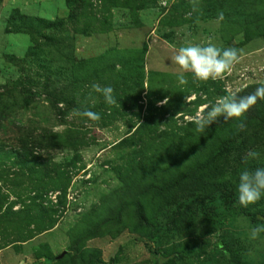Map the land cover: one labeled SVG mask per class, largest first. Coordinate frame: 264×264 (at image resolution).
I'll return each instance as SVG.
<instances>
[{
  "label": "rangeland",
  "instance_id": "1",
  "mask_svg": "<svg viewBox=\"0 0 264 264\" xmlns=\"http://www.w3.org/2000/svg\"><path fill=\"white\" fill-rule=\"evenodd\" d=\"M129 1L0 0V84L19 76L17 66L8 62L9 57L21 59L35 45V34L30 32L32 27L23 15L46 20L77 18L76 24L75 20H67L65 32L59 36L68 33L73 36L77 59L94 57L109 47L120 50L145 47L140 122L149 104V72L171 74L180 80V70L172 57L181 46L190 43L206 46L210 42L221 50L228 47L242 50L239 62L222 79L204 83L209 91L213 92L212 82H217L227 94L264 84V33L242 45L239 28L228 27L231 33L228 39L235 41L228 45L221 34L220 12L205 10L201 1L195 12L193 3L186 1L142 0L151 5L133 13ZM261 1L264 2L256 3ZM175 2L178 4L174 6ZM263 8L261 5L256 10ZM206 14L211 17H204ZM107 16L111 30L95 31V19L103 21ZM85 22L94 32L88 35L73 32L76 26L82 29ZM187 74H183L185 81L194 80L192 74ZM199 95L201 100H208L205 94L191 93L186 102ZM165 101L155 102L154 106L160 107ZM207 104L196 108L190 104L193 114L177 113L173 117L175 124L171 122L167 128L177 129L194 120L198 113L202 115ZM136 111L122 109L123 116L105 126L86 122L83 124L89 127L84 131L86 146L75 151L59 150L44 158L51 167L69 164L72 174L63 212L53 226L40 233L24 229L32 228L33 223H22L24 227L17 228L20 223L8 222L5 233L0 234V264H158V255L171 254L166 264L264 261V197L244 207L239 204L237 194L239 172L264 167V121L252 118L249 111L231 120L222 132L230 146L216 157L212 155L218 141L212 137L198 138L172 157L163 152L159 139L132 138L140 124L131 126L135 120L131 115ZM167 116L158 124L159 131L166 127ZM19 117L30 126L52 127L57 132L65 127L56 124L43 100H35ZM80 119L76 118L74 124L81 125ZM241 122L246 125L242 131L238 130ZM249 151L259 153V158L249 159L245 164ZM183 174L187 177L175 182L176 176ZM226 176L231 179H225ZM156 187L167 189L157 192ZM2 194L7 196L3 209L21 207L19 203L12 205L17 201L16 189L4 187ZM60 194V190L47 192L44 204H56ZM242 209L256 212L261 219L251 220ZM254 228L261 229L255 238ZM220 243L230 255L234 254L233 262L229 254L224 255L218 248Z\"/></svg>",
  "mask_w": 264,
  "mask_h": 264
},
{
  "label": "trees",
  "instance_id": "2",
  "mask_svg": "<svg viewBox=\"0 0 264 264\" xmlns=\"http://www.w3.org/2000/svg\"><path fill=\"white\" fill-rule=\"evenodd\" d=\"M186 1L192 4L193 0ZM205 10H216L223 13L221 26L222 38L228 45L235 44L234 39H228L231 34L227 28H239L237 33H242L240 43L243 45L250 39L261 36L264 33V8L258 11L264 2L256 3L257 0H195ZM77 2V1H76ZM175 2L174 6L178 3ZM78 3V2H77ZM76 6L78 7V4ZM210 4V5H209ZM216 5L215 7L213 5ZM149 5L142 0H135L128 3L129 10L147 8ZM193 6V5H192ZM195 12L198 10V6ZM215 8V9H214ZM256 8L258 10H256ZM204 17H211L210 14ZM27 25L31 26L30 32L34 35V47H29L25 56L21 59L9 57L8 62L17 66L19 76L16 80L0 84V234H4L8 222L20 223L19 228L24 227L22 223L34 226L24 227L29 233H40L53 226L60 217L65 206V193L71 171L68 170L69 164L49 166L46 156L53 152L70 149L78 150L87 145L85 130L89 128L85 124L105 126L117 118L123 116L122 109H136L131 118V126L138 125L142 110L141 94L144 89L143 60L145 47L141 49L120 50L109 47L99 55L85 59H77L74 54L73 36L60 34L65 32L66 21L78 19L69 16L68 19L46 20L37 17H25ZM137 21V19H136ZM97 27L95 31L108 32L111 30L109 17L103 21L95 19ZM139 21H137L138 23ZM233 22V23H232ZM85 22L82 29L74 27L73 32L85 35L94 32L93 27L89 29ZM232 26V27H231ZM67 33V32H66ZM255 34H257L255 36ZM41 40V41H40ZM39 41L43 43L39 44ZM52 46V47H41ZM224 47V46H222ZM188 73L187 75H191ZM158 77V82L156 81ZM98 83L101 86H111L114 89L113 96L115 104H106L101 94L92 90V84ZM206 82L186 80L181 83L177 76L171 74H156L149 72V104L146 114L143 116L139 126L134 129L132 138L143 137L148 140L159 139L161 149L168 156L177 157L184 147L194 143L198 138H214L218 141V146L214 150L212 157L220 155L226 151L230 144L222 133L224 128L234 118L225 120L218 117L216 121L205 128L203 132L196 130V125L188 121L181 127L167 128L177 113L193 114L190 104L194 108L210 102L202 111L206 115L210 110L209 106L214 104V99L227 95L224 89L218 87L217 82H212L213 92L206 88ZM198 85V87L196 86ZM262 84L251 85L238 91V96H247L255 92ZM210 86V87H211ZM191 93H201L208 97V100H201L200 95L192 102H186V98ZM166 99L160 107H155V102ZM35 100H43L48 105L54 115L57 125H64L61 132L54 131L47 127L30 126L20 119L21 112L30 108ZM73 110L83 112L90 110L100 115V120L91 121L79 115H73ZM253 114L252 118L258 117L264 121V100L258 99L256 104L249 110ZM168 114L165 120L166 127L159 131L158 124ZM81 125H75L76 118H80ZM70 121H67V119ZM94 123V124H93ZM156 140L155 142H157ZM165 148V149H164ZM187 176L178 175L175 182L183 180ZM171 185V184H170ZM168 185L167 187L169 188ZM172 186V185H171ZM4 187L11 190L16 189V200L13 204L19 203L18 210H12L11 206L3 209L7 196L2 194ZM167 188L155 190L165 191ZM60 190L56 204H44V196L49 191ZM49 202V201H48ZM251 220L261 219L256 212L249 213L246 209L241 210ZM218 248L224 255H228L223 245L220 243ZM171 255H158V264H166ZM231 261H234V254H229ZM60 259V258H58ZM264 264V261H260Z\"/></svg>",
  "mask_w": 264,
  "mask_h": 264
},
{
  "label": "clouds",
  "instance_id": "3",
  "mask_svg": "<svg viewBox=\"0 0 264 264\" xmlns=\"http://www.w3.org/2000/svg\"><path fill=\"white\" fill-rule=\"evenodd\" d=\"M193 8L196 4L193 0ZM219 19H223V13L219 14ZM242 50L236 47H228L221 50L210 42L206 45L188 44L181 46L176 54L172 57V61L180 70V82H186L184 73H192L195 81L207 82L208 80L222 79L224 75L230 72L231 68L239 62ZM92 90L103 96L106 104H115L113 96L114 89L111 86H101L98 83L92 84ZM264 100V84L258 87L254 93L247 96H238L236 93H229L219 97L214 104L209 106L210 110L206 115L197 114L192 121L196 125V130L203 132L206 127L217 120L218 117H224L225 120L231 118H240L243 116L257 100ZM73 115H79L87 118V120L98 121L100 115L90 110L79 112L73 110ZM246 125L241 122L238 130H244ZM259 153L249 151L244 159L247 164L249 159H258ZM225 179H231L226 176ZM238 201L241 206L247 207L254 204L264 197V167H257L249 170L245 168L238 174L237 182ZM261 231L260 228L252 230V236L255 238Z\"/></svg>",
  "mask_w": 264,
  "mask_h": 264
}]
</instances>
